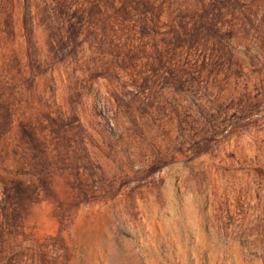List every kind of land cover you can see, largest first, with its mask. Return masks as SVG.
Returning a JSON list of instances; mask_svg holds the SVG:
<instances>
[{"label":"rangeland","instance_id":"obj_1","mask_svg":"<svg viewBox=\"0 0 264 264\" xmlns=\"http://www.w3.org/2000/svg\"><path fill=\"white\" fill-rule=\"evenodd\" d=\"M0 264H264V0H0Z\"/></svg>","mask_w":264,"mask_h":264}]
</instances>
